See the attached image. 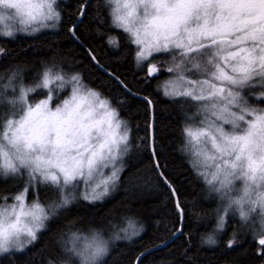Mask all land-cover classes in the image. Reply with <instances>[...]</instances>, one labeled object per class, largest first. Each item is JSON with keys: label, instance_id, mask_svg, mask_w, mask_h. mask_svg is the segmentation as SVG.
Instances as JSON below:
<instances>
[{"label": "trees", "instance_id": "16d2710c", "mask_svg": "<svg viewBox=\"0 0 264 264\" xmlns=\"http://www.w3.org/2000/svg\"><path fill=\"white\" fill-rule=\"evenodd\" d=\"M86 1L59 0L56 8L62 18L51 29L21 32L11 38L0 34V96L20 82L35 83L42 66L81 73L87 86L110 100L128 128L121 169L110 192L92 201L77 195L70 206L62 207L46 222V230L38 233L35 242L0 255V264H79L67 251L71 232L100 230L110 237L125 228L127 220H134L142 231L131 239L120 232L123 238L110 244L102 264H135L141 253L153 248L137 264H264V246L258 243L264 229L248 224L234 210L225 214V202L190 161L186 128L199 125L189 117L201 113L200 101L164 94V63L160 62L158 73L147 72V65L159 62L163 53L139 63L136 45L128 33L112 24L104 0ZM85 2L82 19L76 23ZM112 35L119 38L118 46L107 42ZM91 56L137 96L102 72ZM8 95L15 96V90ZM45 95L37 92L28 97L29 105ZM63 95L67 92L61 98ZM19 117L15 109L0 104V135L8 119ZM28 184L25 174H7L6 178L0 174V204L11 201ZM56 189L40 187L39 199L44 202L42 192L48 190L55 192L53 200L59 201ZM220 215L226 221L222 232L215 228ZM180 227L181 232L172 239ZM209 233L215 234L218 243L205 242Z\"/></svg>", "mask_w": 264, "mask_h": 264}, {"label": "snow or ice", "instance_id": "6c2138e0", "mask_svg": "<svg viewBox=\"0 0 264 264\" xmlns=\"http://www.w3.org/2000/svg\"><path fill=\"white\" fill-rule=\"evenodd\" d=\"M23 2L24 0H0V4L7 3L9 7H17L18 10V6ZM147 3L154 12L146 25V38L142 39L139 32L134 33L136 43L142 45L137 53L138 60H147L153 52L168 51L170 46L187 53L201 52L202 55L212 57V60L203 66L212 79L188 81L189 84H196L200 88L199 94L193 90L177 91L175 84L172 91L166 94L210 101L205 110L215 117L209 124L211 130L186 131L196 142L201 136L207 137L219 153V159L223 161L222 164L216 165V171L212 173L209 184L219 180L221 188L228 187L231 190L234 180L245 181L244 195L234 203L241 219L247 220L249 212L253 209L245 211V198H248L250 204H258L264 209V191L257 192L256 199L250 198L253 187L264 189V109L252 106L239 90L224 85L236 86L238 89L246 86L253 76L264 78V0H147ZM117 19L127 25L123 18ZM193 23L195 27H192ZM6 34L11 35V32ZM213 47L214 53L211 51ZM147 71L149 75H153L158 68L151 64ZM214 81L221 84L218 85ZM44 103L36 105L35 109L30 107L22 121L9 122V131L14 142L23 140L29 145L53 143L55 159L38 158L39 163L34 169L41 171L53 182H59L62 175L64 183L67 184L77 176L84 175L85 168L91 175L98 162V156L103 158L104 148L97 150L83 142L74 147H67L62 122L55 114H44ZM224 125H230L232 131H226ZM122 139L126 142V138ZM113 143H116L114 138ZM108 151L111 153V145L108 146ZM205 159L215 160L217 157L206 155ZM118 171L114 170L112 176L117 178ZM109 180L112 178L109 177ZM225 198H228L227 193ZM17 199L22 201L24 197L18 196ZM177 207L180 208L178 202ZM230 208L231 205H228L224 209L225 214ZM129 223L130 228L124 230L126 239H131L142 231L136 227L135 222L130 220ZM5 236L6 233L0 230V239ZM260 237L258 243L264 246V232L260 233ZM207 243L213 244L215 241L210 237ZM232 243L233 241H230L229 246Z\"/></svg>", "mask_w": 264, "mask_h": 264}, {"label": "clouds", "instance_id": "9594fccd", "mask_svg": "<svg viewBox=\"0 0 264 264\" xmlns=\"http://www.w3.org/2000/svg\"><path fill=\"white\" fill-rule=\"evenodd\" d=\"M58 2L59 0H24L18 6L19 10L17 7H9L7 3L0 4V23L38 24L40 28H46L49 25L43 23L44 21L58 22L62 18L56 8ZM104 4L109 9L112 24L128 33L133 38L132 42L135 45H140L136 43L134 33L139 32L142 39L146 38V25L154 12L153 9L148 7L147 0H104ZM118 17L123 18V21H127V25L122 20H118ZM126 27L128 28L127 31L125 30ZM21 30L24 31L25 29ZM9 31L11 35L6 34ZM31 31L35 33L37 28L33 26ZM14 32L15 29L12 28L0 34L11 38ZM118 40L117 36L112 35L107 42L110 46H118ZM13 90H15L16 95H8ZM37 92H44L46 95L34 103L31 108L35 109L36 105L45 102L42 104L44 114L58 116L66 133L67 147H74L76 144L83 142L90 147H95L97 150L100 147L104 148L103 158L101 159L98 156V162L91 175L87 171L86 176L91 177L97 166H99V172L102 173L104 167L115 162L117 147L120 148L124 144L122 138H126V141L129 139L128 128L122 127L123 121L118 118V110L111 106L110 100L102 98L97 90L87 86L83 82L81 73H69L62 68L51 65L42 66L39 79L35 83L25 84L20 82L18 86L9 87L8 92L0 96V104L6 103L10 110L15 109L21 116L19 121H22L30 108L28 107V97L35 96ZM65 92H67V95H63L61 98V94ZM25 110L26 114H24ZM10 121L11 119L7 120L8 128ZM12 126L15 127V125ZM52 136H55L54 131ZM201 137H204V140H201ZM201 137L198 139V144L203 145L210 142L207 137ZM113 138L116 143H113ZM189 143H191V140ZM109 145H111V153L108 151ZM53 150L54 145L51 142L29 145L23 140L14 142L12 133L10 135H0V174H4L6 178L9 173L13 175H30L35 172L43 177L45 183L51 181L53 185H57L58 182L46 178L41 171H34L39 163L38 158L55 159ZM56 151L58 152L59 149H56ZM197 153L200 154L197 155ZM194 154L197 163H202L201 158L207 155L203 148L197 149ZM111 178L112 180L116 179L112 174ZM221 179H223V175H221ZM72 181L67 184H71ZM248 183L251 184V182ZM105 188L97 194V198L107 193L108 189L105 191ZM217 189H220L217 192L221 190L231 192L230 188H221L220 184ZM260 191H264V189L257 191L253 187L250 198L256 199L257 192ZM18 196L23 195L15 196L17 203L0 206V230L6 233L5 238L0 239V255L8 253L13 248L20 249V246L23 248L35 242L38 239V233L46 230V222L52 219L62 207H68L73 202L70 192L65 190L63 185H60L59 201H51L47 205L38 201L29 205L24 202V199L22 201L18 200ZM236 199L238 198L228 195L226 207L228 205H231V208L236 206L234 203ZM249 208H251V205ZM131 221L135 222L134 220ZM129 222L130 220H127L126 227L114 231L110 237H105L100 230H92L90 234L71 232L67 240V251L79 260V264H102L103 259L110 251V244L123 238L120 232H125V229L130 228ZM225 223L224 215H220L215 225L216 230L222 232L225 229ZM210 237L215 241L213 244L218 243L214 233L204 236L206 243ZM4 248L8 250L4 251ZM63 264H70V262L65 261Z\"/></svg>", "mask_w": 264, "mask_h": 264}, {"label": "rangeland", "instance_id": "374dc122", "mask_svg": "<svg viewBox=\"0 0 264 264\" xmlns=\"http://www.w3.org/2000/svg\"><path fill=\"white\" fill-rule=\"evenodd\" d=\"M43 23H46L49 26L46 28H40L38 24L37 25H33V24L21 25L15 22H11V23L4 22V23H0V30L3 32L5 30H10L14 28L15 29L14 35L17 33H21V32L23 34H35L42 30L51 29V27H53V25H55L57 21H44ZM33 26L37 28V31L35 33H32L31 31ZM192 27H195L194 23L192 24ZM21 29H25V30L22 31ZM194 47H196V45H194ZM136 48H137L136 49V57H137V53L141 50L142 45H136ZM211 51L214 53L215 47H213ZM156 53H160V52H153L151 56ZM161 53H163V55L159 58L160 59L159 62H153L151 64H155L157 66L158 71L156 73L159 72L160 70L159 65L162 66L161 63H164V66H162V69L163 67L167 68V71H166L167 76L163 80V84L161 85V88L164 94H166V92L170 93L173 89L174 84L176 85L177 91L193 90L196 94H199L200 88L196 84H189L188 81H203L206 79H212L211 74L207 72L203 67L207 61L212 60L211 56L202 55L201 52L187 53L185 50L176 49L172 46L169 47L168 51L161 52ZM151 56H149L148 59ZM136 59L139 63H143L148 60V59L138 60V58ZM151 64L147 65V69L148 67L151 66ZM165 64L167 66H165ZM198 65L200 66L199 68L197 67ZM169 69H172V71H169ZM228 71L230 72V69H228ZM214 82L217 83L218 85L221 84V82L219 81H214ZM224 86L232 87L233 89L239 90L241 94L244 95L245 99H247L252 106L258 109H264V99H262V97H264V78H261L259 76H253L252 80L246 86L242 88H238V89L236 86H231V85H224ZM206 94L207 92L205 91V95ZM166 95L172 96V97L181 96V95H170V94H166ZM187 97H190V96H187ZM190 98L194 100L192 97ZM260 100H262L263 102L259 103ZM194 101H198V100H194ZM209 103L210 101L208 100L200 101L198 113L199 111L201 113L199 115L191 114L189 117L191 121L199 123V125L187 126L186 129H192L193 131H198L201 129L208 130V131L211 130L209 129V124L215 120V117L212 116L211 112L205 110V106L208 105ZM32 105H28V107H31ZM24 114H26V110ZM20 118L21 116L13 120V122L14 123L18 122ZM122 127H125V126L122 125ZM224 128L226 131H232L230 125H224ZM5 134L7 135L11 134V131H9L8 125L5 126L1 135H5ZM200 139L204 140V137H201ZM190 140H191V143H189ZM123 145L124 144H122L121 147L117 150V157H116L115 162L111 165L104 167L102 173L99 172V166H97V169L94 170L93 175L91 177H88L86 176L87 169L85 168L84 175L77 176L76 179L73 180L71 184H64L62 175L60 176V180L58 184L53 185L51 181L45 183L43 181V177H41L39 173L33 172L30 175L25 174V176L27 177V181H29V184L26 185L23 188V190L19 191L16 195H14L11 201L1 203L0 206L13 205L17 203V201L15 200V196L17 195H23L24 202L29 205L36 201L40 202L41 204L47 205L49 202L55 201L53 200V196L55 195V192H50L48 190L43 191L42 193L44 197V202H42L39 199L38 195H39L40 187L49 186V185H51L55 189L57 188L56 190H58L59 195H60V185H63V188L70 192L72 200L77 195H81V197H84L85 199L90 200V201L98 200L102 198L104 195H106L108 192H110L116 183V179L109 180V177H111L113 170H117V169L119 170L117 172V176L120 172V169H121L120 161L124 153ZM200 148H203V150L207 153V156H215L217 157V159L206 160L205 157H202L201 159L203 162L197 163L196 156L194 153L196 152L197 149H200ZM186 150L189 154L190 161L195 167V169L197 170V172L201 174L203 177H205L207 181L211 180L212 173L216 171V165L223 163V161L219 159V153L216 152V150L212 147L210 142H206L203 145L198 144L195 140L191 139V137L188 136L187 131H186ZM209 185L214 190V188L219 187V180L213 181V183ZM244 186H245V181L243 179H238V180L233 181V185L231 186L230 193L227 190H221L220 192H217L214 190L220 195L221 199L225 202L224 209L226 208V205H227V198H225V194L227 193V196L231 195L237 198L243 197ZM105 187H107L108 189L107 193L97 198V194L102 192ZM256 189L257 191L262 190L261 188H256ZM29 194H30V198H28ZM250 205L253 211L249 212L248 219L246 220V222L248 224H251L255 228L264 229V209H261L258 204H250L248 202V198H245V203L243 205L245 211H248ZM229 210H234L237 213H239L237 206H233ZM23 248H20V249L13 248V250H21Z\"/></svg>", "mask_w": 264, "mask_h": 264}, {"label": "water", "instance_id": "95a60500", "mask_svg": "<svg viewBox=\"0 0 264 264\" xmlns=\"http://www.w3.org/2000/svg\"><path fill=\"white\" fill-rule=\"evenodd\" d=\"M88 1V0H87ZM86 1V2H87ZM86 2L83 4V6H82V9H81V12H80V14H79V16H78V19H77V22L76 23H79L80 22V20L82 19V16H83V13H84V9H85V6H86ZM71 34H72V36H73V38L75 39L76 37L74 36V34H73V27L71 28ZM92 57V56H91ZM92 60H93V62L97 65V67L102 71V72H104V73H106V74H108V75H110L111 77H113V78H115V80L121 85V87L123 88V89H125L127 92H129V90L121 83V81L117 78V77H115L114 75H112L111 73H109L106 69H104L103 67H101L96 61H95V59L92 57ZM129 94H131V95H134V96H137V95H135V94H133V93H131V92H129ZM152 119H153V114H152ZM183 220V218H182V216H181V221ZM181 232V227L179 228V230L175 233V235L172 237V239L173 238H175L179 233ZM172 239H170V240H172ZM168 242H170V241H168ZM167 242V243H168ZM151 250H154V248L153 249H149L148 251H144L143 252V255L144 254H146L147 252H150ZM142 254V253H141ZM139 255L138 256V258L136 259V262H135V264H137V261L143 256V255Z\"/></svg>", "mask_w": 264, "mask_h": 264}]
</instances>
